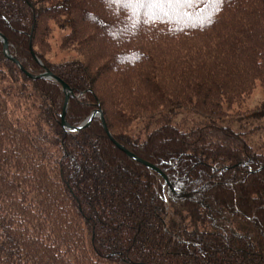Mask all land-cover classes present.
I'll use <instances>...</instances> for the list:
<instances>
[{"label": "trees", "instance_id": "16d2710c", "mask_svg": "<svg viewBox=\"0 0 264 264\" xmlns=\"http://www.w3.org/2000/svg\"><path fill=\"white\" fill-rule=\"evenodd\" d=\"M0 34V264H264V0H0Z\"/></svg>", "mask_w": 264, "mask_h": 264}, {"label": "water", "instance_id": "95a60500", "mask_svg": "<svg viewBox=\"0 0 264 264\" xmlns=\"http://www.w3.org/2000/svg\"><path fill=\"white\" fill-rule=\"evenodd\" d=\"M0 38L2 40V42L4 43V50H5V53L7 55V57L14 61L16 64H18L20 66V64L18 63V61L13 58L10 53H9V43L8 41L0 34ZM38 61V60H37ZM39 62V61H38ZM40 63V62H39ZM21 69H23L21 66H20ZM28 76L32 79H54L56 80L57 82H59L62 86H63V89H64V92L66 93V99H65V106H64V114L62 116V119H63V122H62V126L67 130V131H80V130H83L84 128H86L87 126H89L92 121L96 118V117H100L102 119V122H103V125H104V129L105 131L107 132L110 140L123 152H125L128 156H130L131 158H133L134 160L140 162L141 164H144L145 166H147L149 169L153 170V171H156L158 173H160L162 175V173L160 172V170L158 168H156L155 166L139 159L138 157H136L134 154H131L126 148H124L122 145H120L111 135V133L109 132V129L107 127V124L105 122V119H104V115H103V112L102 110H96L94 111L91 116L88 118L87 122L84 123L83 125L77 127V128H72L70 127L67 122L65 121V116H66V111H67V107H68V104H69V101H70V97L72 96V91L70 90L69 86L66 85L62 80L56 78L49 70H45V72L40 75V76H33V75H30L28 74ZM164 176V175H162ZM166 179V177H165Z\"/></svg>", "mask_w": 264, "mask_h": 264}, {"label": "rangeland", "instance_id": "374dc122", "mask_svg": "<svg viewBox=\"0 0 264 264\" xmlns=\"http://www.w3.org/2000/svg\"><path fill=\"white\" fill-rule=\"evenodd\" d=\"M54 49L56 50L55 52H58L55 47L56 42H54ZM72 55V53H61L53 59L55 62H58L60 59L68 58ZM263 92L260 88H257L252 95V97L247 101L246 103V108H253L259 104V102L263 99ZM261 127L256 129L254 132H252V135L250 136V142L254 146L258 145H264V122L260 124ZM257 126V125H256Z\"/></svg>", "mask_w": 264, "mask_h": 264}, {"label": "snow or ice", "instance_id": "6c2138e0", "mask_svg": "<svg viewBox=\"0 0 264 264\" xmlns=\"http://www.w3.org/2000/svg\"><path fill=\"white\" fill-rule=\"evenodd\" d=\"M130 3H142L143 0H129ZM152 4L156 8H161L164 6H177L183 4H192L195 0H151ZM186 15H191V12L184 10ZM167 14V13H165Z\"/></svg>", "mask_w": 264, "mask_h": 264}]
</instances>
